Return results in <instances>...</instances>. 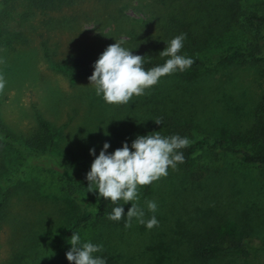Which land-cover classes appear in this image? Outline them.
Listing matches in <instances>:
<instances>
[{
  "label": "rangeland",
  "instance_id": "obj_1",
  "mask_svg": "<svg viewBox=\"0 0 264 264\" xmlns=\"http://www.w3.org/2000/svg\"><path fill=\"white\" fill-rule=\"evenodd\" d=\"M263 11L264 0H74L48 10L0 0V264H73L64 255L72 234L65 232L92 191L85 177L64 171L89 167V148L98 154L104 141L111 152L137 134L169 136L190 124V139L257 149L250 130L264 99V60L187 68L161 77L129 104H107L88 78L66 69L67 58L102 52L115 39L145 57L184 33L180 54L216 62L229 51L254 48L264 26L241 18ZM262 47L264 57V40ZM38 116L54 133L45 152L27 143L38 132ZM191 170L202 177L193 179ZM138 195L145 219L153 215L145 201L158 205L152 229L135 218L126 228L122 217L76 231L82 241L103 245L107 264H264V166L201 151L189 168H169ZM130 206L122 205L125 212ZM239 240L247 255L226 251L204 260L195 252L198 244Z\"/></svg>",
  "mask_w": 264,
  "mask_h": 264
},
{
  "label": "clouds",
  "instance_id": "obj_2",
  "mask_svg": "<svg viewBox=\"0 0 264 264\" xmlns=\"http://www.w3.org/2000/svg\"><path fill=\"white\" fill-rule=\"evenodd\" d=\"M185 38V34L180 33L164 41L165 47L158 55L167 59L148 69L144 67V56L133 54L131 49L134 48L126 47L122 39H115L93 61L88 84L107 104H129L134 96L144 95L161 77L183 72L193 64L191 57L180 54ZM3 87L4 80L0 77V89ZM154 121L158 125L162 123L160 119ZM104 134L108 135L106 131ZM189 145L187 136H164L159 131L137 134L130 142L122 141L121 146L111 152L107 151L109 142L104 141L98 154L94 148H89V155L94 158L85 173L87 190H95L98 198L112 202L114 207L107 214V219L119 221L123 217L127 228L135 218L137 223L152 229L159 223L155 216L158 205L154 200L145 201L147 211L153 213L145 219V209L136 202L139 200L138 189L166 176L168 169H175L177 163H183L181 150ZM127 202H131V206L125 212L122 205ZM67 242L70 244L64 254L67 261L73 264H107L106 257L100 255L103 245L82 241L76 231H72Z\"/></svg>",
  "mask_w": 264,
  "mask_h": 264
},
{
  "label": "trees",
  "instance_id": "obj_3",
  "mask_svg": "<svg viewBox=\"0 0 264 264\" xmlns=\"http://www.w3.org/2000/svg\"><path fill=\"white\" fill-rule=\"evenodd\" d=\"M3 3H7L9 0H1ZM31 6L40 10H48L52 8H60L65 4H69L74 0H27ZM243 23L254 25V26H264V11L260 14H250L242 16ZM264 40V33L258 32L256 35V44L252 50L240 51L232 50L220 57L216 62H204L198 56H190L193 60V64L189 68H197L207 65L221 64L225 62H230L233 60H239L242 64H245L248 60L252 61H263L262 56L263 47L262 41ZM101 53L99 50H92L85 52L81 55L69 57L65 60V67L67 70L72 72L79 78H88L92 72V63ZM158 53L145 56L144 67L146 69L151 68L157 64H162L164 60ZM260 111V113H259ZM38 121V132L36 135L27 140L29 147L35 148L40 152H45L53 143L54 133L50 130L47 122H45L41 117H37ZM190 124L183 125L173 134H178L180 136H187L190 140V145L181 151L184 155L183 163H177L176 166H183L184 168H189L194 156L201 151H211L216 152H228L234 153L238 158L248 164H257L264 166V99L260 102L259 107L256 110V118L250 130V137L253 140V144L257 147L256 151L253 153L236 148L234 146L228 145L227 142L221 138L210 139L208 137L190 139ZM89 167L83 165H78L74 171H64V175L68 178H79L85 177V172H87ZM202 171H190V176L193 179L202 177ZM149 185V184H148ZM147 186V185H146ZM5 202V188L0 183V210ZM114 205L110 203L103 197L98 198L95 190L90 193L89 201L85 203L79 210V212L73 217L72 222L65 232V235H70L72 231H78L85 227L91 222L96 221H113L107 219V214L111 212ZM238 250L242 254L247 255L246 243L244 241H237L228 245L226 247H220L215 244H198L195 248L196 255L200 259H208L219 253L226 251Z\"/></svg>",
  "mask_w": 264,
  "mask_h": 264
}]
</instances>
